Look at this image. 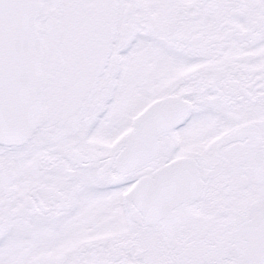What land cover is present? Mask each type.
<instances>
[{
    "label": "snow or ice",
    "instance_id": "snow-or-ice-1",
    "mask_svg": "<svg viewBox=\"0 0 264 264\" xmlns=\"http://www.w3.org/2000/svg\"><path fill=\"white\" fill-rule=\"evenodd\" d=\"M0 264H264V0H0Z\"/></svg>",
    "mask_w": 264,
    "mask_h": 264
}]
</instances>
